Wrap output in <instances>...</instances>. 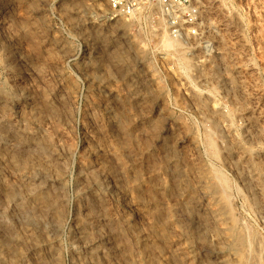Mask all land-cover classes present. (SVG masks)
<instances>
[{"label": "rangeland", "instance_id": "obj_1", "mask_svg": "<svg viewBox=\"0 0 264 264\" xmlns=\"http://www.w3.org/2000/svg\"><path fill=\"white\" fill-rule=\"evenodd\" d=\"M200 2L0 0V264H264V0Z\"/></svg>", "mask_w": 264, "mask_h": 264}, {"label": "built area", "instance_id": "obj_2", "mask_svg": "<svg viewBox=\"0 0 264 264\" xmlns=\"http://www.w3.org/2000/svg\"><path fill=\"white\" fill-rule=\"evenodd\" d=\"M113 18L131 16L145 0H107ZM159 13L175 39L190 36L200 39L201 7L200 0H153Z\"/></svg>", "mask_w": 264, "mask_h": 264}, {"label": "bare ground", "instance_id": "obj_3", "mask_svg": "<svg viewBox=\"0 0 264 264\" xmlns=\"http://www.w3.org/2000/svg\"><path fill=\"white\" fill-rule=\"evenodd\" d=\"M44 199V198H43Z\"/></svg>", "mask_w": 264, "mask_h": 264}]
</instances>
